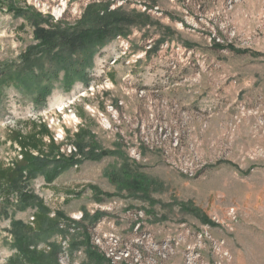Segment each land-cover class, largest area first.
<instances>
[{"label":"rangeland","instance_id":"obj_1","mask_svg":"<svg viewBox=\"0 0 264 264\" xmlns=\"http://www.w3.org/2000/svg\"><path fill=\"white\" fill-rule=\"evenodd\" d=\"M94 2L150 21L134 16L126 36L100 48L89 85L58 86L42 106L1 88L0 177L23 155L13 132L40 123L59 145L55 157L76 162L54 178L53 164L26 170L22 188L1 195L0 264H22L12 228L35 226L38 199L51 218L72 219L49 240L62 247L59 264H264V0H0V63L20 67L35 42V26L14 9L74 24ZM81 128L85 151L74 137ZM42 143L30 151L42 157L49 137ZM125 159L149 178L148 191L119 193L105 174ZM93 185L114 196L95 202ZM84 210L106 214L86 232ZM86 234L92 259L86 245L71 251Z\"/></svg>","mask_w":264,"mask_h":264},{"label":"trees","instance_id":"obj_2","mask_svg":"<svg viewBox=\"0 0 264 264\" xmlns=\"http://www.w3.org/2000/svg\"><path fill=\"white\" fill-rule=\"evenodd\" d=\"M21 16H26L35 26L34 40L35 42L27 46L26 50L21 53L20 61L22 65H13L9 62L0 63V92L5 85L13 86L17 91L22 92L24 96L30 97L34 105L42 106L46 104L47 99L51 97L55 88L59 86L64 92H69L77 84L89 85L91 76L88 70L94 66V58L101 47H104L112 40L126 36L128 27L125 22L136 18L143 17V23L147 24L150 21V14L133 11L126 13L122 9L110 10L108 5L101 3L89 4L81 19L74 24L65 23L58 20L45 18L41 13L31 11L29 8L14 9ZM45 24L47 27H44ZM59 82L60 85L56 83ZM36 130L23 135L20 132L14 131V140L18 143L23 152L22 158L14 164L13 167L7 168L1 172V181H6L5 189H0V197L4 196L5 190L14 194L22 188L24 180V171L37 174L45 170L47 166L53 164V170H49L51 178H54L62 170L67 169L72 157L58 159L55 157L59 145H56L53 135L47 124L40 123L36 125ZM87 131L82 129L78 131L74 137L79 138L76 144L80 151H85L87 143L85 139ZM46 137H49V146L51 150L46 154L42 153V157L34 155L31 149L41 152L45 143H42ZM89 152V151H88ZM93 152V151H92ZM91 151L88 153L92 159H98L99 154H94ZM113 153H116L115 151ZM86 154V153H85ZM111 154L108 151L103 153ZM61 158V159H60ZM74 162H76L73 159ZM139 167L133 166L127 159L124 160L119 169L105 171V174L110 178L111 182L117 185L118 192L126 190L130 195L136 196L140 191H148L149 178L141 174ZM95 202H103L105 198H111L114 195L102 191L99 187L93 185ZM11 194L9 193L7 197ZM25 201L33 202L32 195L23 194ZM144 197H148V193ZM38 213L35 217V226L24 224L20 221L14 222L12 232L15 233L14 244L18 250V259L22 264H59L57 262L58 253L62 249L57 242H49L54 235H61L63 232L59 226L61 220H66L65 224H70L69 217H66L63 212L58 211L56 216L50 217V209L38 199ZM4 205H0V216L5 213ZM106 213L97 211L90 214L87 210L83 211V216L80 221H77L78 226H83L88 232L90 225H95L97 221ZM197 215L201 214L200 210L196 209ZM200 216V215H199ZM88 221V222H87ZM76 222V221H74ZM204 222L210 223L204 217ZM93 227V226H91ZM46 242L50 246V250L45 252L36 247V243ZM79 245L88 247L89 259L96 256L94 245L90 242L89 234L84 236L83 241L71 243V251H74ZM34 246L35 248H32ZM94 248V250H91ZM101 261L102 259H98Z\"/></svg>","mask_w":264,"mask_h":264},{"label":"built area","instance_id":"obj_3","mask_svg":"<svg viewBox=\"0 0 264 264\" xmlns=\"http://www.w3.org/2000/svg\"><path fill=\"white\" fill-rule=\"evenodd\" d=\"M69 109H72V108H69ZM70 111V110H69Z\"/></svg>","mask_w":264,"mask_h":264}]
</instances>
